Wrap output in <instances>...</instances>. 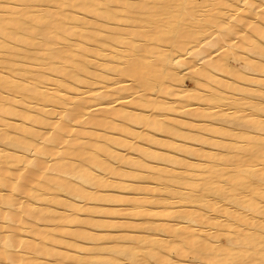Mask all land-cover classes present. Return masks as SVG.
<instances>
[{
	"label": "bare ground",
	"instance_id": "bare-ground-1",
	"mask_svg": "<svg viewBox=\"0 0 264 264\" xmlns=\"http://www.w3.org/2000/svg\"><path fill=\"white\" fill-rule=\"evenodd\" d=\"M0 264H264V0H0Z\"/></svg>",
	"mask_w": 264,
	"mask_h": 264
},
{
	"label": "rangeland",
	"instance_id": "rangeland-1",
	"mask_svg": "<svg viewBox=\"0 0 264 264\" xmlns=\"http://www.w3.org/2000/svg\"><path fill=\"white\" fill-rule=\"evenodd\" d=\"M184 84L186 85V86H192V80L189 78V77H185L184 78Z\"/></svg>",
	"mask_w": 264,
	"mask_h": 264
}]
</instances>
